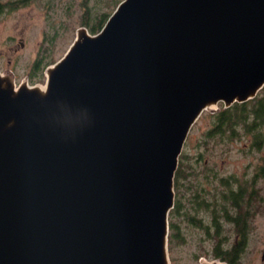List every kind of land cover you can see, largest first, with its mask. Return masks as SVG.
Listing matches in <instances>:
<instances>
[{"label": "water", "instance_id": "1", "mask_svg": "<svg viewBox=\"0 0 264 264\" xmlns=\"http://www.w3.org/2000/svg\"><path fill=\"white\" fill-rule=\"evenodd\" d=\"M44 74L0 70V264H170L191 126L264 85V0H120Z\"/></svg>", "mask_w": 264, "mask_h": 264}, {"label": "rangeland", "instance_id": "2", "mask_svg": "<svg viewBox=\"0 0 264 264\" xmlns=\"http://www.w3.org/2000/svg\"><path fill=\"white\" fill-rule=\"evenodd\" d=\"M80 1L0 0V70H11L16 84L24 79L30 84H43L44 72L38 73V77L29 74L38 44L44 31L50 28L51 32L56 31L51 63L64 54L75 36L76 28L80 26ZM257 95H264V85ZM212 107L215 109L212 112H201L182 148L185 154L183 161L186 164L193 162L192 170L197 172L192 175V193L200 187L209 201V208L197 212L192 209L195 223H189L182 215L175 217L178 236L182 238L174 239L170 244V264H200L201 260L213 258L210 252L214 238L208 236L203 227L211 223L209 209L212 205L220 207L223 204L222 193L228 191L230 181L232 186H236L237 181L249 182L253 176L255 191L246 217L245 246L237 264H264V259L261 260L264 250V176L254 175L257 168L264 164V142L261 146H252L250 135L244 132L232 138L206 135V131L212 127V113L223 104L219 102ZM220 221L229 239L238 237L236 232L226 230L228 223Z\"/></svg>", "mask_w": 264, "mask_h": 264}, {"label": "trees", "instance_id": "3", "mask_svg": "<svg viewBox=\"0 0 264 264\" xmlns=\"http://www.w3.org/2000/svg\"><path fill=\"white\" fill-rule=\"evenodd\" d=\"M119 1L93 0L91 3L90 0H81L79 2V24L86 26L92 33L98 31ZM70 7L72 8L71 5ZM55 34L56 31L51 32L50 28L44 31L29 71L31 77H38L53 61L51 50ZM257 94L246 101H235L228 107H221L214 111L212 127L206 131V135L232 138L244 132L251 137L250 145L261 146L264 142V95ZM184 155L181 151L173 177L174 205L168 214V251L172 241L180 237L175 217L182 215L185 220L192 223L195 218L192 209L197 212L199 209L209 208V201L205 192H201L200 187L195 189L194 194L192 193V175H196L197 172L192 170L193 162L186 164L183 161ZM254 175L264 176V164L257 168ZM254 178L255 176L251 181L244 183L237 181L236 186H232L230 181L228 191L222 193L223 204L220 207L211 206L209 209L211 223L203 226L207 235L214 238L211 245V256L224 260L227 264H237L245 246L246 217L250 212V201L255 191ZM226 202L227 205H225ZM220 219L228 223L226 230L236 232L238 237L235 236L234 240L229 239V235L224 233ZM196 220L200 221V218Z\"/></svg>", "mask_w": 264, "mask_h": 264}]
</instances>
